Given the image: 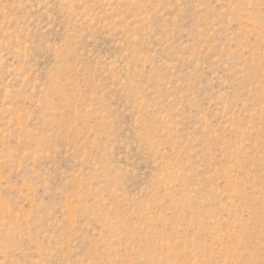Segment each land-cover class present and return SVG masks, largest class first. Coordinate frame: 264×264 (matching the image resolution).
I'll return each mask as SVG.
<instances>
[{
    "label": "rangeland",
    "instance_id": "rangeland-1",
    "mask_svg": "<svg viewBox=\"0 0 264 264\" xmlns=\"http://www.w3.org/2000/svg\"><path fill=\"white\" fill-rule=\"evenodd\" d=\"M0 264H264V0H0Z\"/></svg>",
    "mask_w": 264,
    "mask_h": 264
}]
</instances>
